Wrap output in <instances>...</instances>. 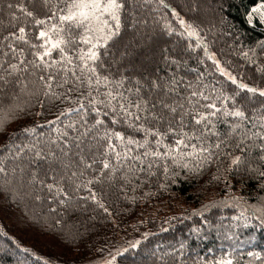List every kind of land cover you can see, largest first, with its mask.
<instances>
[{"label":"trees","instance_id":"16d2710c","mask_svg":"<svg viewBox=\"0 0 264 264\" xmlns=\"http://www.w3.org/2000/svg\"><path fill=\"white\" fill-rule=\"evenodd\" d=\"M198 1L128 0L124 15L126 26L103 57L102 74L126 79L125 87L134 88L137 79L141 82L156 78L167 80L173 74L186 75L195 82L196 73L185 71L195 68L203 74L201 79L205 84L219 82L217 91L222 88L230 93L235 85L219 74L204 53L207 48L208 54L216 56L238 83L264 88V22L259 14L252 13L264 0H210L205 10ZM19 2L0 0V37L15 30L10 23L23 25V20L12 19L14 14L20 15L18 10L8 8L9 3ZM23 3L43 17L44 11L39 5L34 8L28 0ZM216 4L222 5V9L215 10ZM250 15L251 23L248 22ZM181 18L185 19V25L193 26L198 36L187 35L179 22ZM133 19L137 21L135 25L130 22ZM150 24L154 26L155 36L160 33L162 37L151 43L148 54L147 44L131 40L139 28L148 31ZM165 56L181 61L182 66L170 64ZM34 81L35 77L29 76L23 81L27 88L6 85L0 92L3 97L0 111L6 115L0 145L17 130L18 123L21 127L46 125L60 111L75 106L53 101L42 93L32 95L34 90H39ZM76 98L77 95L72 96L73 101ZM223 129L224 125H220V130ZM46 131L47 127L37 128V133ZM17 135H20L18 131ZM222 148L233 155H247L248 161L239 171H228L230 157L222 154L194 170L196 162L186 157L179 165L168 161L167 174L163 167H154L150 171H136L129 177L130 182L116 179L91 185L107 211L91 199L74 198L70 204L61 205L58 198L53 199L54 194L39 184H11L0 192V264H75L79 259H100L106 255H115L114 264H214L229 253L233 264H264V259L248 255L259 253L264 258V225L255 213L257 205L251 204L264 197V178L251 171L253 168L264 170L261 167L264 162L259 161L256 147L245 154L232 145ZM185 163L188 168L181 166ZM94 178L90 171L83 179ZM73 195L88 197L90 194L87 188H82ZM221 201L229 206H223ZM212 204L217 207H211ZM53 208L55 212L51 211ZM242 212L244 215L240 216ZM232 216L240 219L233 220ZM27 230L38 231L35 236L38 241H31ZM120 238L122 242L117 243ZM137 241L140 243L133 248Z\"/></svg>","mask_w":264,"mask_h":264},{"label":"snow or ice","instance_id":"6c2138e0","mask_svg":"<svg viewBox=\"0 0 264 264\" xmlns=\"http://www.w3.org/2000/svg\"><path fill=\"white\" fill-rule=\"evenodd\" d=\"M28 2L34 8L39 5L44 15L29 10L23 0L17 5L8 4L9 9L15 7L20 13L13 15V21L23 20V25L10 23L15 30L0 37V92L6 85H20L23 90L28 87L23 81L34 76L39 90L32 95L42 93L53 101L75 106L60 111L46 125L21 127L18 123L17 130L0 145V192L14 183L39 184L54 194L53 199L58 198L61 205L70 204L74 198L91 199L104 208L91 185L116 179L130 182L129 177L136 171H150L154 167H163L167 174L168 161L179 165L184 158H191L196 162L194 170H199L223 154L230 157L228 171H239L248 156L223 151L222 146L232 145L242 154L256 147L259 161L264 162V88L238 83L208 54L207 48L204 53L219 74L235 85L230 93L222 88L218 92L219 82L205 84L203 74L195 68L185 70L196 73L195 82L186 75L173 74L167 80L137 79L134 88H128L126 79L117 80L100 71L109 46L126 26L128 0ZM252 13L259 14L264 22V3L254 7ZM251 21L250 15L248 22ZM130 22L137 23L134 19ZM179 22L189 37L198 36L192 25H185L182 19ZM164 59L178 68L182 66L177 59L167 56ZM73 95H77L75 101ZM5 123L6 115L0 111V132L4 131ZM220 125H224L223 131ZM46 127L48 131L37 133V128ZM181 166L188 168L186 163ZM90 171L95 178L85 181V173ZM251 171L264 178V170ZM82 188H87L90 195L74 197ZM220 203L229 206L226 201ZM205 209L209 206L205 205ZM243 215L242 212L240 216ZM240 216L231 219L238 220ZM261 224L264 225V219ZM248 255L264 259L259 253ZM214 264H233L231 254Z\"/></svg>","mask_w":264,"mask_h":264},{"label":"rangeland","instance_id":"374dc122","mask_svg":"<svg viewBox=\"0 0 264 264\" xmlns=\"http://www.w3.org/2000/svg\"><path fill=\"white\" fill-rule=\"evenodd\" d=\"M205 1H206L205 5H204V0L198 1L200 8H202L204 10H205V7L210 4V0H205ZM221 9H222V5L216 4L215 10H221ZM181 19L185 21L184 18H181ZM153 27H154L153 24H150L148 31H145L144 29H142V27L139 28L137 30L138 32L135 34L134 38H132V40H131V42H133L135 40H138V43L142 44V45L143 44H147L145 46V48H146V53H148V54L151 53V51H150L151 50V43L153 44L155 42V40H157L158 38L162 37V35L160 33L157 36H155L156 34H155V31H154ZM132 46H134L133 43H132L131 47ZM211 55L214 56L213 54H211ZM214 57H215V59L217 61H219L216 56H214ZM147 60H148V57H147ZM220 66L222 68H224L221 63H220ZM241 83L247 84L246 82H241ZM247 85H249V84H247ZM249 86H251V85H249ZM237 203L240 206H244V202L242 200H238ZM251 204H256L257 205L255 207V213H257L261 219H264V197L260 198L259 200L255 201V202H253ZM256 209H260L261 211H256ZM27 233L31 234V236H30L31 237L30 238L31 241H36V240L38 241V237H35V236H38V231H36V230H27ZM121 242H122V238H120V240H117V243H121ZM119 249H121V248H119ZM109 261H112L113 264H114L115 255H112V256H107V255L106 256H101L100 259L96 258V259H93V260L79 259L75 264H109Z\"/></svg>","mask_w":264,"mask_h":264}]
</instances>
